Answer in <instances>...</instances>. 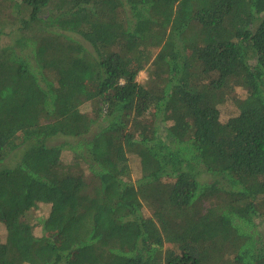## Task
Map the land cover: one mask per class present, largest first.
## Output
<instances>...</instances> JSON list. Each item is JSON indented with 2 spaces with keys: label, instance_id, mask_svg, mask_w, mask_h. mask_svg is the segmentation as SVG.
Returning <instances> with one entry per match:
<instances>
[{
  "label": "trees",
  "instance_id": "1",
  "mask_svg": "<svg viewBox=\"0 0 264 264\" xmlns=\"http://www.w3.org/2000/svg\"><path fill=\"white\" fill-rule=\"evenodd\" d=\"M0 216V264H264V0H0Z\"/></svg>",
  "mask_w": 264,
  "mask_h": 264
},
{
  "label": "rangeland",
  "instance_id": "2",
  "mask_svg": "<svg viewBox=\"0 0 264 264\" xmlns=\"http://www.w3.org/2000/svg\"><path fill=\"white\" fill-rule=\"evenodd\" d=\"M146 79H147V73L145 71L141 72L140 76H139V79H138L139 82L143 83ZM231 112H232L231 107H226L223 110L222 119L226 120L229 117ZM71 159H72V156L70 154L66 153L65 154V160L69 161ZM40 214L46 215L47 214V208L43 209ZM38 231H40V228H38L36 230V232H38ZM4 234H5L4 219L0 216V237H4Z\"/></svg>",
  "mask_w": 264,
  "mask_h": 264
}]
</instances>
